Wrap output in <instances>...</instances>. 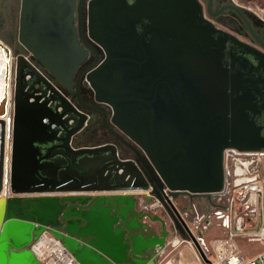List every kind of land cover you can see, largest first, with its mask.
Masks as SVG:
<instances>
[{
  "label": "water",
  "instance_id": "95a60500",
  "mask_svg": "<svg viewBox=\"0 0 264 264\" xmlns=\"http://www.w3.org/2000/svg\"><path fill=\"white\" fill-rule=\"evenodd\" d=\"M29 6V56L0 40V264H42L31 247L47 231L80 264H159L170 233L163 221L145 237L137 195L159 199L184 233L163 190L220 194L228 150L264 153V51L218 28L200 0H81L85 48L76 37L83 56L63 75L29 41ZM92 112L115 139L74 148Z\"/></svg>",
  "mask_w": 264,
  "mask_h": 264
},
{
  "label": "built area",
  "instance_id": "2783aa9c",
  "mask_svg": "<svg viewBox=\"0 0 264 264\" xmlns=\"http://www.w3.org/2000/svg\"><path fill=\"white\" fill-rule=\"evenodd\" d=\"M225 166L227 182L224 191L210 196H196L212 201L216 199L218 203L211 202L208 206L209 212L192 221L191 226L187 225L179 210L177 198L172 197L168 189L163 190L165 203L175 206L191 233L185 227L191 241L182 240L174 225L165 251L170 250L173 253L196 248V259L191 264H264V250L246 258L240 248L241 242L260 244L264 247V153L228 150ZM161 209L164 210L165 205L155 196L146 206L149 213ZM213 229L220 230L222 236L207 241V233ZM191 235L210 263H207ZM31 251L42 264H80L49 231L44 232L33 243Z\"/></svg>",
  "mask_w": 264,
  "mask_h": 264
},
{
  "label": "flooded vegetation",
  "instance_id": "af4514ba",
  "mask_svg": "<svg viewBox=\"0 0 264 264\" xmlns=\"http://www.w3.org/2000/svg\"><path fill=\"white\" fill-rule=\"evenodd\" d=\"M200 1L204 5L207 18L218 28L236 34L246 43L264 51V24L250 16L246 9L232 0ZM80 2L81 0H30L27 34L29 41L43 56L49 58L52 66L58 68L63 75H66L65 71L72 68L83 56L77 40L85 48L79 32ZM245 19L253 31L249 29ZM22 52L24 51L21 48L16 51L17 54ZM33 59L37 63V60ZM78 74L74 77V83Z\"/></svg>",
  "mask_w": 264,
  "mask_h": 264
},
{
  "label": "rangeland",
  "instance_id": "374dc122",
  "mask_svg": "<svg viewBox=\"0 0 264 264\" xmlns=\"http://www.w3.org/2000/svg\"><path fill=\"white\" fill-rule=\"evenodd\" d=\"M232 1L235 4L246 9L248 14L255 18L259 23L264 24V0ZM21 6L22 0H0V35L6 38L8 42L18 45V48H21L24 52L28 53L19 41ZM237 37L240 38L242 41L244 40L240 36ZM87 134L89 133H86L85 131L83 134H81L80 137L85 138ZM105 140H112V138L106 131H100L98 134L94 135V139H91L90 143H103L105 142ZM211 202L216 204L218 203V200L214 199L212 201L207 198H199V200L194 201L193 205H189L188 200L181 198L177 200L176 203L180 210L189 206L188 218L192 222L198 220L201 215L205 213L207 214L209 212L208 206H210ZM213 230H215V232H212L213 238L222 236V232L220 230ZM209 233H207V236L209 235ZM240 248L244 251L246 258H251L253 255L264 250V247L260 244H249L247 242H241ZM167 254L173 255L170 250H167Z\"/></svg>",
  "mask_w": 264,
  "mask_h": 264
},
{
  "label": "crops",
  "instance_id": "0c3cea01",
  "mask_svg": "<svg viewBox=\"0 0 264 264\" xmlns=\"http://www.w3.org/2000/svg\"><path fill=\"white\" fill-rule=\"evenodd\" d=\"M0 40L5 45H7L14 53H16V51L19 49L18 45L11 43V42H8L6 40V38H4L1 35H0ZM21 54L29 56V54L26 52H22ZM72 101H74V100L72 99ZM73 147L77 148L74 145V143H73ZM89 147H91V146H89ZM120 158L127 160V159L133 158V156L127 155L126 151H120ZM137 198H138V210L143 211L144 213H147L151 216V218H145L144 220H142V223L148 225V230L146 232H144L145 237L147 236V234H149L150 237H152L154 235L160 236L163 232V224H162L163 221L166 223L167 230L169 231V233L173 232L175 223L171 219L170 214L166 208L164 210L163 209L158 210L155 213H149L146 210V206L149 203V195L148 194H138ZM181 198L188 200L189 205H193L195 200H199V197H196V196L192 197V196L185 195V194L177 197V200H179ZM180 211L182 212V214L186 220L187 225L191 226L192 222L188 218L189 206L182 208ZM175 227H176V225H175ZM178 231H179V234H180V237L182 240L191 241V238L189 237V234L186 232V230H184L185 234L182 233L180 230H178ZM209 232L210 233L207 236V241H211L213 239L212 232H215V230H212ZM195 235L197 236V233H195ZM172 254L173 255H168L167 250H166L164 252V255L158 260L159 264H191L196 259L197 250H196V248H193V249L189 248V249H184L180 252H173Z\"/></svg>",
  "mask_w": 264,
  "mask_h": 264
},
{
  "label": "trees",
  "instance_id": "16d2710c",
  "mask_svg": "<svg viewBox=\"0 0 264 264\" xmlns=\"http://www.w3.org/2000/svg\"><path fill=\"white\" fill-rule=\"evenodd\" d=\"M47 73V76H49L51 79H53V77L48 73ZM62 91L67 95L69 96L71 99H73L75 102L77 101V98L75 95H72L70 92H68L67 90H65L62 86H60ZM82 95H83V98L84 100L89 103V104H94V93L91 89L89 88H83L82 89ZM91 116L95 117L96 119V122L94 125L88 127L86 129V133L88 132L89 134L86 135L85 138H82V137H77L75 140H74V145L77 147V148H83V147H96V146H100V145H104V144H108V143H112L114 141V137L113 135H111V133H109L105 127L101 124L102 123V118L99 114L97 113H90ZM100 131H106L109 136L112 138V140H105V142L103 143H100V142H96V143H90L91 139L93 140L94 139V135L98 134ZM126 151V154L129 155V156H133V153L128 150V149H125Z\"/></svg>",
  "mask_w": 264,
  "mask_h": 264
},
{
  "label": "bare ground",
  "instance_id": "6f19581e",
  "mask_svg": "<svg viewBox=\"0 0 264 264\" xmlns=\"http://www.w3.org/2000/svg\"><path fill=\"white\" fill-rule=\"evenodd\" d=\"M4 55L2 51H0V100L3 99V86H4Z\"/></svg>",
  "mask_w": 264,
  "mask_h": 264
}]
</instances>
